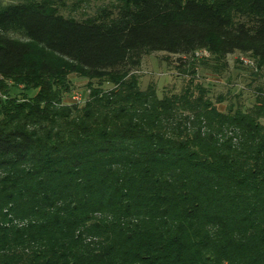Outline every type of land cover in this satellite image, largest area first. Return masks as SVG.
Masks as SVG:
<instances>
[{
    "label": "trees",
    "instance_id": "obj_1",
    "mask_svg": "<svg viewBox=\"0 0 264 264\" xmlns=\"http://www.w3.org/2000/svg\"><path fill=\"white\" fill-rule=\"evenodd\" d=\"M62 1L0 7V264H264V88L223 111L193 63L162 97L135 72L155 51L264 71V0H114L82 19Z\"/></svg>",
    "mask_w": 264,
    "mask_h": 264
},
{
    "label": "rangeland",
    "instance_id": "obj_2",
    "mask_svg": "<svg viewBox=\"0 0 264 264\" xmlns=\"http://www.w3.org/2000/svg\"><path fill=\"white\" fill-rule=\"evenodd\" d=\"M20 1L23 0H0V7ZM63 1L58 5L62 15L82 19L86 15L94 14L100 6L114 0H88V5L83 2L76 9L74 4L77 0ZM13 36L19 38L17 35ZM243 55L240 52L230 54L223 65V62L213 60L210 55L205 56L206 60L204 61L192 62L191 57L155 51L143 55L141 64L135 72L139 77L141 89L145 90L149 85H153L158 96L162 97L167 91L174 93L182 91L192 78V69L189 67L193 63L196 82L202 83L208 88L212 101L216 103L218 97L224 98L223 102L216 103L220 110L225 111L231 105L247 110L256 101L257 89L264 88V71L256 72L251 67L244 65L241 60ZM70 80L71 90L64 96V100L69 101L73 92H79L84 99H87L89 93L87 80L76 75H70ZM103 87L110 89L112 85L105 83ZM21 91L22 87H10L12 96L21 93ZM31 93L30 91L29 95Z\"/></svg>",
    "mask_w": 264,
    "mask_h": 264
},
{
    "label": "built area",
    "instance_id": "obj_3",
    "mask_svg": "<svg viewBox=\"0 0 264 264\" xmlns=\"http://www.w3.org/2000/svg\"><path fill=\"white\" fill-rule=\"evenodd\" d=\"M209 54L205 51H197L195 53V56L196 57H200V56H208ZM241 60H242V63L246 66H249L251 67L253 70H257L256 68V64L254 62L253 59H251L249 56H246V55H243L241 57ZM2 80V77L0 75V82ZM71 100L74 102V103H77L79 105H82L86 99L83 98V95L79 92H73L72 95H71Z\"/></svg>",
    "mask_w": 264,
    "mask_h": 264
}]
</instances>
